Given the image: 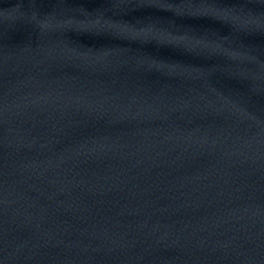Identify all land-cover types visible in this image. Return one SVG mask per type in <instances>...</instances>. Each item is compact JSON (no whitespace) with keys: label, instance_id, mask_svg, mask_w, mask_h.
I'll return each instance as SVG.
<instances>
[{"label":"water","instance_id":"obj_1","mask_svg":"<svg viewBox=\"0 0 264 264\" xmlns=\"http://www.w3.org/2000/svg\"><path fill=\"white\" fill-rule=\"evenodd\" d=\"M0 264H264V0H0Z\"/></svg>","mask_w":264,"mask_h":264}]
</instances>
